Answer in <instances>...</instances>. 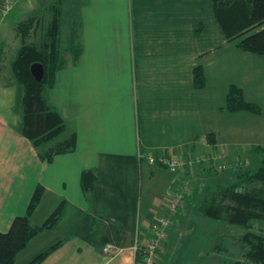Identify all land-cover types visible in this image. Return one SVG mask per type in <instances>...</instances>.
Segmentation results:
<instances>
[{"label": "crops", "instance_id": "0c3cea01", "mask_svg": "<svg viewBox=\"0 0 264 264\" xmlns=\"http://www.w3.org/2000/svg\"><path fill=\"white\" fill-rule=\"evenodd\" d=\"M53 2H27L15 23L16 12L5 20L14 4L0 23V231L25 212L37 185L43 193L31 215L35 224L61 205L54 223L30 237L12 264L46 250L40 264H139L138 245L184 184L188 190L155 264H257L239 241L241 227L199 210L238 171L174 173L143 155L211 152L229 162L238 148H264V55L243 49L242 36L225 35L213 0H62L60 66L46 96L75 143L42 160L22 133L25 87L14 76V56L6 57L13 43L1 41L12 28L15 55L24 42L40 45ZM29 18L24 40L17 25ZM231 86L259 112L229 110ZM84 172L90 173L88 196ZM106 244L114 246L111 253L102 252Z\"/></svg>", "mask_w": 264, "mask_h": 264}, {"label": "trees", "instance_id": "16d2710c", "mask_svg": "<svg viewBox=\"0 0 264 264\" xmlns=\"http://www.w3.org/2000/svg\"><path fill=\"white\" fill-rule=\"evenodd\" d=\"M62 0L51 5V20L40 45L23 43L12 60L16 79L25 87L23 97L22 133L38 149L42 160H50L59 152L74 148V134L65 135V123L61 115L50 104L47 90L54 82V73L60 66L58 55V33L61 21ZM215 16L225 35L230 38L242 36L239 45L248 51L264 55V0H213ZM32 28V18L20 21L17 30L25 40ZM1 53V48H0ZM39 62L44 74L41 81L31 75L30 65ZM194 81L202 84L201 69L194 70ZM226 107L235 111L246 109L259 112V107L243 98L240 88L231 86L226 97ZM258 148V147H255ZM264 149V148H258ZM89 174H82L84 193L90 191ZM238 179L218 185L199 207L200 212L212 219L225 221L241 227L239 241L246 248L249 262L264 264V168L249 175L238 174ZM43 193L37 185L29 198L23 214L16 215L6 231H0V264H12L16 254L36 232L51 226L60 211V204L40 223L35 224L31 215L39 204ZM49 250L34 256L26 264H40Z\"/></svg>", "mask_w": 264, "mask_h": 264}, {"label": "built area", "instance_id": "2783aa9c", "mask_svg": "<svg viewBox=\"0 0 264 264\" xmlns=\"http://www.w3.org/2000/svg\"><path fill=\"white\" fill-rule=\"evenodd\" d=\"M18 0H0V23L5 15L12 9L15 2ZM32 1V0H25ZM144 159L149 164H161L164 165L170 172L185 173L189 171V166L194 161L193 158L185 159L177 157L172 154H160L154 155L149 152L143 155ZM217 159V157H213ZM197 161V159H196ZM215 162L214 170H222L226 165L225 161L218 160ZM188 188L184 184L181 188L171 193L166 203V210L163 215L154 220L149 226V236L144 245H138V251L140 254L139 264H155L158 250L161 247L163 240L166 237V230L172 222L173 216L178 212V209L183 203L184 195ZM114 250V246L106 244L102 247L103 253H111Z\"/></svg>", "mask_w": 264, "mask_h": 264}, {"label": "rangeland", "instance_id": "374dc122", "mask_svg": "<svg viewBox=\"0 0 264 264\" xmlns=\"http://www.w3.org/2000/svg\"><path fill=\"white\" fill-rule=\"evenodd\" d=\"M27 2L30 1H25L23 0V2L20 0V2L15 3V6L13 8V10L11 12L8 13V15L6 16V19H9V16L16 12L18 13L17 16H15L14 19V23L20 19L22 16H24V12H20L21 9H26L27 6ZM14 18V17H13ZM4 20V21H5ZM11 30L12 28H9L6 30V33L2 36L4 41L1 42H5L6 44H11L13 43V47L12 46H7V49L13 48L12 50H8L6 57L7 59L11 60V58H13V56H15V51L14 48L18 45L17 43H19L18 39H15V41H12V34H11ZM10 42V43H8ZM8 60V61H9ZM205 155H202L204 154ZM196 152L194 154H192L189 157H186L185 159H189V158H193V162L192 164H190L189 166V171L190 173H194L197 170H205L207 169H213L215 168V162H219L218 159H213L212 155L214 153L211 152ZM233 158L229 160V162L225 163V167L222 169V171H227V170H235L238 171V174H242V175H249L252 174L253 172H255L257 169L263 167L264 168V149H258V148H247V149H236L234 150L233 153H231ZM197 159V161H196ZM234 167V168H233ZM175 173V172H174ZM177 173V172H176ZM42 212H40L38 214V217L35 219V222L37 220H41L42 217ZM33 222V221H32ZM34 223V222H33ZM226 239V238H225ZM226 243L228 244V240H226ZM234 253V249H230V254Z\"/></svg>", "mask_w": 264, "mask_h": 264}, {"label": "water", "instance_id": "95a60500", "mask_svg": "<svg viewBox=\"0 0 264 264\" xmlns=\"http://www.w3.org/2000/svg\"><path fill=\"white\" fill-rule=\"evenodd\" d=\"M30 72L31 75L34 77L35 80L41 81L44 74L43 65L39 62H34L30 65Z\"/></svg>", "mask_w": 264, "mask_h": 264}]
</instances>
